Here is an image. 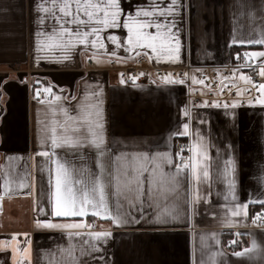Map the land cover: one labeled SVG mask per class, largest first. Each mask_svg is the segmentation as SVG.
Here are the masks:
<instances>
[{"label":"crops","instance_id":"0c3cea01","mask_svg":"<svg viewBox=\"0 0 264 264\" xmlns=\"http://www.w3.org/2000/svg\"><path fill=\"white\" fill-rule=\"evenodd\" d=\"M157 2L160 0H131V3L122 0V8L134 14L133 5L147 8ZM41 3L51 6V0H0V186L8 179L13 189L0 201V241L12 244V235L19 234L17 239L22 250L23 234H28L30 264H213V261L215 264H264V254L259 251L264 249V226L252 224L254 213L262 209L261 205L249 203L247 218L233 217L238 222L234 226L224 223L228 209L236 203L264 200V108L240 104L228 109L191 105L184 98L186 90L182 84H166L154 71L147 72L145 83L135 81L134 84L123 77L122 84V70L112 66V61L117 59L121 67L130 68L138 56H144L149 64L157 67L191 64L200 73L203 67L225 65L241 49L264 51V45L232 43L234 36L264 38L261 0H181L183 7L175 17L181 50L175 63L157 62L155 57L149 60L136 51L126 53L123 47L116 49L107 36L115 34L123 42L127 34L123 29L102 34L104 49H92L89 45L82 55L84 46L77 45L67 59L57 61L55 58L62 55L59 49L37 51L38 41L47 42L46 36L37 34H47L54 26L59 27L47 18L48 14L37 10L36 5ZM253 3L255 8L249 6ZM56 14L59 15L58 8ZM42 16L46 17L43 24L39 23ZM114 50L116 55L112 56ZM97 57L103 62L98 64ZM90 59L95 66L88 67ZM47 86L62 99L56 101L49 94L37 98L36 89ZM86 104L98 106L104 125L107 150L100 162L105 168L106 185L111 180L107 173H115L116 156L120 154L147 153L151 157L168 152L174 163L171 168L166 165L165 171L174 172V165L178 163L177 142H187L191 147L199 132L209 146L211 166L210 181L200 185L202 200L195 213L187 204L189 190L182 173L179 189L169 193L166 199L157 196L150 201L142 197L140 202H135V194L129 192L119 198L120 210L130 213L129 218L140 219L143 215L139 224L117 226L99 217L83 218L93 228L80 231H110L112 236L106 242L93 241L86 234L69 238L68 230H34L36 219L54 223L81 219L50 215L49 170L54 165L38 153L48 150L52 128L56 126L59 131V123L64 122L60 108L76 116L79 107ZM185 108L190 113L188 117L182 115ZM54 121L58 123L54 125ZM184 123H189L190 135L177 136ZM56 155L69 167L74 180L91 185L94 174L99 172L97 152L92 147L64 146L56 150ZM190 155L189 152L186 159ZM229 157L235 161L236 170L228 177L235 181V200L223 175L224 162ZM20 182L29 187L19 189ZM107 191L110 210L115 213L117 198L111 195L115 191L114 181ZM129 200L134 201V206L129 205ZM40 207L48 215L40 214ZM174 208L179 210L178 217L166 219V213ZM158 214L166 222H157ZM230 239L241 242L240 248H230L227 244ZM254 239L257 250L239 257L233 254L251 248ZM92 244L101 251H92ZM0 264H12L10 247L0 251Z\"/></svg>","mask_w":264,"mask_h":264},{"label":"snow or ice","instance_id":"6c2138e0","mask_svg":"<svg viewBox=\"0 0 264 264\" xmlns=\"http://www.w3.org/2000/svg\"><path fill=\"white\" fill-rule=\"evenodd\" d=\"M131 3V0H128ZM264 4V0H261ZM255 8L253 3L249 5ZM133 12H125L122 8V0H51V6L46 3L36 5L38 11L48 14L47 18L55 21L59 27H53L52 32H40L38 36H46V41H38L37 51L44 49L53 50L59 49L62 53L61 57L55 58L57 61L67 59L68 53L77 45L84 46L85 55L89 45L92 49H104L102 34L108 30H126V38L122 42L121 38L115 34L107 36L116 49L123 47L126 53L136 51L137 55L143 54L151 60L155 57L157 62H178L180 58L181 45L178 37L179 29L176 25L175 17L180 15V10L183 7L181 0H168L165 4L163 0L152 4L150 7H144L140 4L133 5ZM58 8L59 15L56 14ZM172 19H169V18ZM46 17H40L39 23L43 24ZM154 30V31H153ZM175 30V31H174ZM233 44L239 45H264V38L260 39H237L233 37ZM147 50V51H144ZM150 53V54H149ZM116 55L115 50L111 54ZM237 59H240V53H237ZM260 60L257 63V60ZM244 63L241 68L252 69L253 72L260 78L259 83L254 81L252 75H247L241 72L238 80L242 82L236 83V70L232 72L233 82L231 85H225L231 91L235 87L236 97H248V105L250 107L260 106L264 108V51H245L243 53ZM98 64L103 61L97 57ZM111 62V58H109ZM143 75V73H140ZM187 76V73H184ZM138 77L132 76L130 79L135 84ZM166 84H184L185 80L175 79L171 73L163 77ZM121 83H125L123 74H121ZM192 83L205 84L204 80H197L192 77ZM39 84V81H37ZM63 91V90H62ZM223 93L224 88L220 89ZM258 93L253 96L252 93ZM42 94H49L54 100L60 101L61 96L55 95L51 86L37 88L35 95L37 98ZM98 95V93H97ZM66 99V98H65ZM72 99H76L72 97ZM44 103L43 100L40 101ZM213 107H220L219 102H214ZM239 106L238 101H233L231 104L225 102V109L236 108ZM60 112L64 115V122L59 123V131L54 126L51 130L50 145L48 150L40 151L38 154L42 157L50 159L54 165V169L49 170V185L52 189L49 194V203L51 205L50 215L54 218H81L74 222L54 223L49 219H36L34 221V230H68L69 238L73 235H87L93 241L104 240L112 236L110 231H88L84 233L80 230L92 229L93 225L84 222L86 217H99L101 219L111 220L114 225L123 226L127 224H139L143 219L141 214L140 219L135 216L129 218L130 213L121 212L119 198L125 193H134L135 202H140L142 197H147L148 200H153L154 197L167 198L169 193L176 192L180 187L181 174H185L184 178L188 184L189 199L187 200L188 207L195 213L196 206L201 202L200 185L210 181V156L209 146L204 142V137L197 132L196 142L188 149L191 155L185 159L182 155L183 149L175 153L179 160L175 163V171H165V166H173V159L168 152H160L149 157L147 153L143 154H120L116 156L117 168L115 173L108 172L107 175L111 180L104 182L105 168L100 162L103 158L107 145L103 134L104 125L101 122L100 112L97 105L86 104L79 107V113L76 116L70 115L68 109L61 107ZM184 117L190 115L187 108L182 112ZM54 125L58 122L54 121ZM203 123V121H201ZM189 123L182 125V131L176 133L177 136L190 135ZM64 146L70 148L92 147L97 152V167L99 172L94 174L91 185L86 184L82 180H74L72 173L66 163L61 162L56 155V150ZM43 148L44 145L42 144ZM12 159V158H9ZM151 165V167H149ZM235 161L229 157L224 162L223 175L228 185L232 199L235 200V181L228 179L235 172ZM147 174V175H145ZM112 181L115 182V191L111 193L117 198L116 211L113 213L109 206L108 186ZM12 182L8 179L4 180L2 193H0V201L5 195L11 194L13 191ZM79 186V187H77ZM19 189L29 187L24 182H20ZM126 198V197H125ZM227 199V197H225ZM129 205L134 206V201L129 200ZM259 203L261 208H264V200L248 201L244 204L236 203L234 208L228 209V216L224 220L227 226H234L237 221H233V217L248 216V204ZM40 214L48 215L43 207L38 209ZM179 215L178 209H173L166 213V219L175 220ZM160 214L155 217L157 222H166ZM253 224L264 226V212L257 213L252 220ZM72 230H76L73 232ZM19 234H13L11 237L12 244L0 241V251H6L11 248L12 264H30L31 238L28 234H23L25 237L24 247L21 250L20 241L17 239ZM240 235V233H237ZM215 238V233L212 234ZM85 244L88 243L86 240ZM231 243H238L232 241ZM92 251H101L96 244L91 245ZM258 249L255 239L252 241L251 248H245L242 252H234L235 256H244ZM261 254H264V249H259ZM71 257V251L69 250ZM103 259V257H101ZM213 264L215 262L213 261Z\"/></svg>","mask_w":264,"mask_h":264},{"label":"built area","instance_id":"2783aa9c","mask_svg":"<svg viewBox=\"0 0 264 264\" xmlns=\"http://www.w3.org/2000/svg\"><path fill=\"white\" fill-rule=\"evenodd\" d=\"M245 51L251 52L250 49H241L232 54V57L228 63L223 66H208L203 67L200 73H197V68L191 64H187L182 67H157L152 64H149L144 56H138L134 62V65L130 68L118 66V61L113 60L112 65L114 68H119L122 70L123 77L126 79H130L132 76L138 77L136 82L145 83L147 81V72L154 71L158 77L163 78L166 74L171 73L173 78L175 79H183L185 83L182 84L185 88V100L191 105L198 104H207L213 105L214 102H219L221 106L225 102L231 104L233 101H238L240 105L247 106L248 105V97H236L235 95V87L231 88V91L225 85H231L233 82L232 72L236 70V76H238L241 72L247 75H252L254 81L257 83L261 82L260 78L253 72L252 69L249 68H241L240 65L244 63L243 53ZM237 53H240V59H237ZM260 60H257L259 63ZM95 66V63L90 59L88 61V67ZM143 73V75H140ZM184 73L188 75L185 76ZM199 74V75H198ZM198 76L197 80H204L205 84L192 83V77ZM131 80V79H130ZM236 83L242 85L238 79ZM224 88L223 93H221L220 89ZM253 96L258 95V93L253 92ZM190 145L187 142L179 141L176 144V153L183 149L182 155L186 159L188 155V149ZM179 161V160H178ZM264 212V208L256 211L254 213L253 218L257 213ZM252 218V220H253ZM253 224V223H252ZM258 226V224H253ZM232 241H236L234 239H230L228 241V246L232 249L240 248L238 243H231Z\"/></svg>","mask_w":264,"mask_h":264},{"label":"trees","instance_id":"16d2710c","mask_svg":"<svg viewBox=\"0 0 264 264\" xmlns=\"http://www.w3.org/2000/svg\"><path fill=\"white\" fill-rule=\"evenodd\" d=\"M176 152V150H175ZM231 237L230 235H227V238ZM238 244L241 246V242L238 241Z\"/></svg>","mask_w":264,"mask_h":264},{"label":"rangeland","instance_id":"374dc122","mask_svg":"<svg viewBox=\"0 0 264 264\" xmlns=\"http://www.w3.org/2000/svg\"><path fill=\"white\" fill-rule=\"evenodd\" d=\"M114 60H117V59H114ZM118 61V60H117ZM113 62V61H112ZM121 64L119 63V61H118V66H120ZM113 66V65H112ZM179 162V161H178ZM1 223V222H0Z\"/></svg>","mask_w":264,"mask_h":264}]
</instances>
